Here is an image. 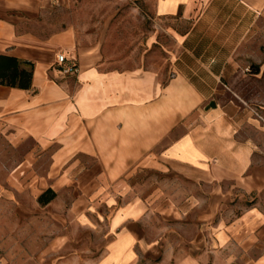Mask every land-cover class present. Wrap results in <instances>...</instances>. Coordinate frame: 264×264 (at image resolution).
<instances>
[{
  "label": "crops",
  "instance_id": "obj_1",
  "mask_svg": "<svg viewBox=\"0 0 264 264\" xmlns=\"http://www.w3.org/2000/svg\"><path fill=\"white\" fill-rule=\"evenodd\" d=\"M76 10L75 0H0V56L34 63L31 89L0 85V144L24 150L21 168L53 175L47 189L106 192L97 264H264V105L235 88L263 78L237 58L264 45V0H150L155 23L176 28L167 73L111 66ZM58 54L77 71L65 74ZM142 169L193 191L149 211L141 196L115 194L136 190Z\"/></svg>",
  "mask_w": 264,
  "mask_h": 264
},
{
  "label": "rangeland",
  "instance_id": "obj_2",
  "mask_svg": "<svg viewBox=\"0 0 264 264\" xmlns=\"http://www.w3.org/2000/svg\"><path fill=\"white\" fill-rule=\"evenodd\" d=\"M75 6L78 27L93 31L96 40L104 41L111 66H141L167 73L169 55L175 49L168 33L176 28L171 20L155 23L149 12L150 0H75ZM151 38L156 43L151 44ZM237 59L239 70L261 76L264 45L240 47ZM246 81L238 79L235 86L239 100H247L253 106L264 105V74L263 78ZM24 154V150H9L0 144V264H97L107 241L106 192L66 186L53 190L56 197L43 205L39 198L54 177L43 174V167L28 171L17 165ZM92 160L82 162L90 164ZM48 163L49 158L42 160L44 168ZM165 182L166 179L142 169L131 176L129 186L136 190L114 192L125 193L122 197L126 201L133 194L141 196L149 211L152 203L166 196L182 199L193 191L180 178L170 179V183H177L171 184L172 188H166L162 184Z\"/></svg>",
  "mask_w": 264,
  "mask_h": 264
},
{
  "label": "trees",
  "instance_id": "obj_3",
  "mask_svg": "<svg viewBox=\"0 0 264 264\" xmlns=\"http://www.w3.org/2000/svg\"><path fill=\"white\" fill-rule=\"evenodd\" d=\"M33 73L34 63L12 56H0V85L26 90L31 89ZM55 197L56 193L48 189L40 196L39 202L46 205Z\"/></svg>",
  "mask_w": 264,
  "mask_h": 264
},
{
  "label": "built area",
  "instance_id": "obj_4",
  "mask_svg": "<svg viewBox=\"0 0 264 264\" xmlns=\"http://www.w3.org/2000/svg\"><path fill=\"white\" fill-rule=\"evenodd\" d=\"M56 60L57 64L62 67V71L65 74H71L77 71L75 62L71 59H68L64 54H58Z\"/></svg>",
  "mask_w": 264,
  "mask_h": 264
}]
</instances>
